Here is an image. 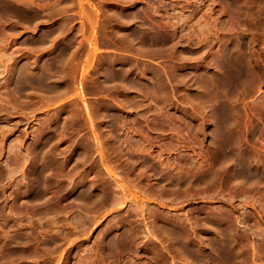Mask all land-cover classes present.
Here are the masks:
<instances>
[{"label": "rangeland", "instance_id": "rangeland-1", "mask_svg": "<svg viewBox=\"0 0 264 264\" xmlns=\"http://www.w3.org/2000/svg\"><path fill=\"white\" fill-rule=\"evenodd\" d=\"M20 263L264 264V0H0Z\"/></svg>", "mask_w": 264, "mask_h": 264}, {"label": "bare ground", "instance_id": "bare-ground-1", "mask_svg": "<svg viewBox=\"0 0 264 264\" xmlns=\"http://www.w3.org/2000/svg\"><path fill=\"white\" fill-rule=\"evenodd\" d=\"M153 3V2H152ZM9 4V3H8ZM5 5V4H4ZM143 6V5H142ZM135 8V7H134ZM142 8H144V7H142ZM146 8V7H145ZM8 10V9H7ZM135 10V9H134ZM5 11V10H4ZM145 12V10H143V11H140V13L138 12V15L136 16L138 19H140L141 21H144L145 19L147 20L148 18H147V15L144 13ZM234 16V15H233ZM237 16V15H236ZM148 21V20H147ZM137 28V27H136ZM119 30V29H118ZM142 30V29H141ZM141 30H139L138 28L137 29H135V30H131L130 31V33H134L135 35H137V36H142V31ZM114 31V30H113ZM140 31H141V33H140ZM145 34V33H144ZM73 35V34H72ZM148 38V37H147ZM140 39V38H139ZM240 39V38H239ZM158 42V41H157ZM123 43V42H122ZM129 48V47H128ZM155 49V48H154ZM241 51V50H240ZM156 52V51H155ZM144 55V54H143ZM240 58V57H239ZM130 62V61H129ZM240 63V62H239ZM238 63V64H239ZM24 65V64H23ZM222 66V65H221ZM231 67V66H230ZM236 71V70H235ZM118 72V71H117ZM235 77V76H234ZM137 78V81L139 82V83H141V84H144V85H148V84H150V81L146 78V76H144V75H141V76H139V77H136ZM257 78V77H256ZM132 81V80H131ZM136 81V80H135ZM182 81V80H181ZM227 81V80H226ZM231 81V80H230ZM251 81V80H250ZM137 82V83H138ZM219 86V85H218ZM252 86V85H251ZM134 89V88H133ZM248 89V88H247ZM247 91V90H246ZM142 92V91H141ZM238 93V92H237ZM9 94V93H8ZM187 94V93H186ZM241 95V94H240ZM141 96V95H140ZM244 96V95H243ZM242 96V97H243ZM238 97V96H237ZM140 99V98H139ZM142 99V98H141ZM261 116V115H260ZM220 128V127H219ZM234 150V149H233ZM39 157V156H38ZM78 161V160H77ZM252 174V173H251ZM32 176V175H31ZM47 181V180H46ZM38 183V182H37ZM48 184V183H47ZM44 200V199H43ZM25 204V203H24ZM36 209V208H35ZM156 215V214H155ZM215 219V218H214ZM209 222V221H208ZM152 226V225H151ZM21 228V227H20ZM106 230V229H105ZM225 230V229H224ZM230 233V232H229ZM232 233V232H231ZM15 235V234H14ZM176 235H178L177 233H176ZM109 237V236H108ZM31 239V238H30ZM29 239V240H30ZM11 241V240H10ZM205 241V240H204ZM47 244V243H46ZM16 245V244H15ZM209 246V245H208ZM219 249V248H218ZM199 250V249H198ZM230 256V255H229ZM158 258V257H157ZM226 261V260H225ZM21 264V263H20Z\"/></svg>", "mask_w": 264, "mask_h": 264}]
</instances>
